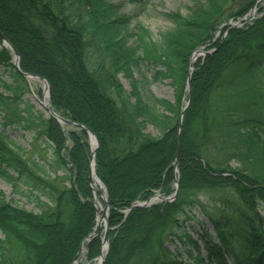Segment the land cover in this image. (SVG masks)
Returning <instances> with one entry per match:
<instances>
[{
  "label": "trees",
  "instance_id": "1",
  "mask_svg": "<svg viewBox=\"0 0 264 264\" xmlns=\"http://www.w3.org/2000/svg\"><path fill=\"white\" fill-rule=\"evenodd\" d=\"M74 2L82 9L77 22L56 0H0V33L20 55L19 71L0 37V177L39 208L0 198V264H74L83 244L90 260L103 244L101 235L88 238L98 217L89 136L66 132L36 109L23 72L45 78L52 110L99 141L96 169L110 206L104 264H264V7L260 18L213 41L223 23L264 0H204L212 13H170L171 26L157 39L138 24L132 57L107 42L89 47L93 0ZM117 24L128 30L132 23ZM203 48L212 52L194 63L190 96L188 68ZM143 68L151 80L169 81L174 101L148 92L149 79L134 78ZM14 130L47 145L51 160L27 157ZM176 178L174 201L132 208L156 193L172 195Z\"/></svg>",
  "mask_w": 264,
  "mask_h": 264
},
{
  "label": "rangeland",
  "instance_id": "2",
  "mask_svg": "<svg viewBox=\"0 0 264 264\" xmlns=\"http://www.w3.org/2000/svg\"><path fill=\"white\" fill-rule=\"evenodd\" d=\"M74 3V0H56V6L61 9H66V13L72 16V18L75 20H73L74 22H77V19H79V12L82 11V9L78 8V5ZM90 7L92 12H94L95 17H92V19H88L87 17L85 18L86 20H88V22L86 23L87 26L89 25L91 27L93 25L94 28H97L98 22L101 28L100 33H93V30L90 27L87 28L89 30V32L87 33L89 47L92 46L93 49H95L97 47V44H100V48H104L103 45L107 42L112 47H115L117 50H119L125 57H132L135 54L136 38L132 37L131 35L135 32V27L138 24H141L145 28H147L150 31L151 35L157 39L162 33H164L167 29L170 28L171 22L167 17V15L170 13H181L183 15H188L191 13L194 16L198 17L199 13L201 15V12L207 15L208 12H213L211 7L205 4L204 0H144V2L140 5L130 4L126 0H93V3ZM263 7V2L258 4L257 11L253 15L249 16L248 20L252 17H254L253 21L260 18L263 12L261 8ZM123 18H129L132 23L128 30L124 28L122 29V26L117 24L118 20H123ZM235 22L236 21L234 20H230L227 23H223L216 32L213 41L215 42L216 40L225 36L227 34L226 31L228 27L233 28V24ZM251 22L252 21H245L243 25L238 28H242L246 24H250ZM200 50L204 51L205 49ZM202 55H204V53H202ZM106 56L107 57L105 58V62L106 64H109L110 56L107 53ZM198 59H195L194 61L190 62L191 69H193L194 63ZM151 75L152 72L149 71L148 68L135 70L134 72V78L139 82H142L144 78L149 79L150 84L146 87L148 92L152 93L156 97L163 98L169 101H174V91L173 88L169 85V81H153L151 80ZM119 78L125 90L127 92H130V80L127 79L123 74H120ZM28 82L31 87V93L28 95V98L35 105L36 109L41 110L42 112L46 113V116H49L48 111L41 105L40 102V100H43V83L39 80L30 81L29 79ZM63 129L68 132L73 128L63 125ZM146 132L152 135H158V132L153 129L152 126H148ZM10 135L16 143L26 149L27 157H38L42 155L48 158L49 160H51V158L53 157L51 151L47 150V145H44L43 142L34 140L33 135L25 133L21 130H14L11 132ZM70 144L71 142H68V145ZM49 174L52 178H54L55 175H63L61 171H59L57 174ZM94 188V192L96 193L97 198L99 199L96 204L97 206L102 205L103 207L104 203L101 196L103 190L97 184L94 185ZM1 197H5L7 200L12 201L13 203L29 210L35 212L39 211V208L36 206L35 201L18 195L14 191L13 186L7 183L2 177H0V198ZM262 215L264 216V213H262ZM193 223H195V221H193ZM194 225H196V223ZM103 235L104 231H102L101 233L102 238ZM87 250L88 248L83 249L75 264L97 263L96 260L100 255L97 258L90 260ZM202 254L205 255V251H203Z\"/></svg>",
  "mask_w": 264,
  "mask_h": 264
},
{
  "label": "water",
  "instance_id": "3",
  "mask_svg": "<svg viewBox=\"0 0 264 264\" xmlns=\"http://www.w3.org/2000/svg\"><path fill=\"white\" fill-rule=\"evenodd\" d=\"M240 22L236 23L234 26L239 27ZM0 37H1L2 41H3V46L9 47L13 51V53H14V65L17 67V69L20 70V68H19L20 56H19L18 51L15 50V48L13 47V45L7 40V38L2 33H0ZM207 53L208 52H205V54H207ZM194 55H197V57H198L201 54L199 52H196ZM23 75L26 78L32 76V77H36V78L40 79L43 82V92H44V95H45V89H48L49 97L51 96L50 86H49V84H48V82H47V80L45 78L40 77V76H36V75L25 74V73H23ZM190 87H191V72H189V77H188V90L190 91V94H191ZM41 104L44 105L43 102H41ZM189 104H190V100L186 103V106L184 107V109H183V111L181 113V120H180V125H179V130L180 131L182 129V117L184 115L185 110L189 106ZM48 110H49L50 114L55 119H57V121L59 123H61V124L65 123L66 125H69V126H72V127H76V128L82 129V130H84V131L87 132V134L89 136L90 147H91V162H92V175H91V178H93V176H95L96 179H97V181L101 184V181H100V179L98 178V175H97V169H96V164H95V154H96V150L99 147V142H98V139L95 136V134L90 129H88L87 127H85L83 124L76 123V122H74L72 120L66 119V118L58 115L57 113L51 111L50 109H48ZM92 139H94L96 141V146L94 148H92V145H91L92 144ZM179 150H180V136L178 138V149H177V154H176V160H175V163H174L175 168L177 167V164H178L177 159H178V156H179ZM178 193H179V181L177 179L176 180V191H175V193L173 195H171L169 197H165V196H163L161 194H156L155 196H153L152 198H150L148 201H146V202H139L138 204L134 205L132 208H134V207H147V206H151V205L155 204L157 201H173L178 196ZM103 199H104V202H105V207L102 210V212H103L102 215H103V218H105V220H106L105 221L106 222V224H105V236H104V239H103V244H106L107 245V251L105 253L104 258L101 260V262L99 264H103L104 263L105 258H106L107 254H108V249H109L108 214H109L110 207H109V204H108L106 189H105V194L103 195ZM100 230L101 229H98V231L96 233H93L92 235H90V237L91 238H94V237L98 236L100 234Z\"/></svg>",
  "mask_w": 264,
  "mask_h": 264
},
{
  "label": "bare ground",
  "instance_id": "4",
  "mask_svg": "<svg viewBox=\"0 0 264 264\" xmlns=\"http://www.w3.org/2000/svg\"><path fill=\"white\" fill-rule=\"evenodd\" d=\"M254 14V11L250 14L253 15ZM13 52V51H12ZM203 52L202 50H200V53ZM30 81H33V80H38V78L36 77H32L30 76L28 78ZM43 103L44 105L46 106V108H50V99H49V94H48V89H45V97H44V100H43ZM65 125V123H63ZM92 148H94L96 146V141L94 139H92ZM102 206L100 205L99 206V209H101ZM103 209V208H102ZM105 224V218H103V215H101L100 213L98 214V218H97V228L96 229H101L103 228ZM86 244V243H85ZM85 244L83 246V248L85 247ZM107 251V245L106 244H103V247H102V250H101V255L100 257L97 259V263L96 264H99L101 262V260L104 258L105 256V253Z\"/></svg>",
  "mask_w": 264,
  "mask_h": 264
}]
</instances>
